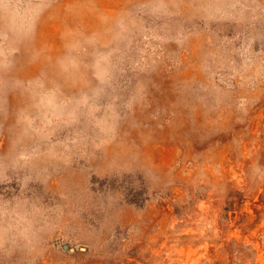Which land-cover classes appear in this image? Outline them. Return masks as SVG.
<instances>
[{
	"label": "rangeland",
	"instance_id": "1",
	"mask_svg": "<svg viewBox=\"0 0 264 264\" xmlns=\"http://www.w3.org/2000/svg\"><path fill=\"white\" fill-rule=\"evenodd\" d=\"M0 264H264V0H0Z\"/></svg>",
	"mask_w": 264,
	"mask_h": 264
}]
</instances>
